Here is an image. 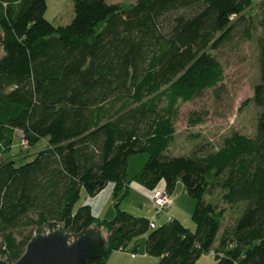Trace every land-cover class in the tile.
Listing matches in <instances>:
<instances>
[{
	"label": "trees",
	"instance_id": "obj_1",
	"mask_svg": "<svg viewBox=\"0 0 264 264\" xmlns=\"http://www.w3.org/2000/svg\"><path fill=\"white\" fill-rule=\"evenodd\" d=\"M45 1L0 0V260L14 264L33 233L62 228L73 241L103 228L104 253L85 264L135 252L142 236L155 264H195L202 254L264 264V0L253 9L250 0H69L62 26L44 19ZM234 35L258 43L253 136L168 154L177 105L222 92L216 53ZM204 119L191 111L185 123ZM16 133L21 149L46 148L17 164ZM139 153L147 160L127 180V158ZM177 182L195 201L193 231L174 219L149 229L117 208L104 222L87 205L74 210L81 190L92 198L111 184L124 196L130 183L148 192L163 184L170 196ZM222 206L232 211L224 227Z\"/></svg>",
	"mask_w": 264,
	"mask_h": 264
},
{
	"label": "rangeland",
	"instance_id": "obj_2",
	"mask_svg": "<svg viewBox=\"0 0 264 264\" xmlns=\"http://www.w3.org/2000/svg\"><path fill=\"white\" fill-rule=\"evenodd\" d=\"M108 1L113 4L132 3V0ZM258 1L259 0H250L251 9L255 7ZM45 6L44 19L51 25L56 24L58 18L68 17L72 13L69 0H46ZM248 13L252 16L255 15V11L250 10ZM1 56L2 52L0 48V57ZM257 56L258 43L256 36H252V41L248 43L243 41L239 35H234L232 42L216 53V58L221 64L223 71V90L216 96L211 93H206L192 103L177 105V113L174 118L175 133L173 141L168 149V154L172 156L188 155L195 147L200 145H207L212 149H216L223 138L233 133L246 137L253 136L256 110L251 103V98L252 88L258 83ZM163 105L164 103L162 106ZM191 111L205 113L204 122L194 127H187L185 123L186 115ZM15 135L11 154L14 162L17 164L24 161H31L37 152L46 148L45 140H39L32 147L21 149L19 134L16 133ZM146 160L147 156L142 153L130 155L126 161V176L130 178L136 175L141 170ZM176 184L177 185H175L170 195V201H174L170 210L167 209L163 213L157 215L152 211L151 215L146 218H151V221L157 226L164 222V216L166 214L171 213L174 214L172 215L173 218H177L176 220H178L185 229L193 231L194 224L191 220V216L195 207V201L186 194L180 182ZM81 193L83 194L82 190ZM81 195L74 204V210L82 205ZM146 195L150 201L151 192ZM140 203L144 206L143 212L148 209L150 210V205L145 200L133 194L125 197L119 203V207L121 209L125 207L129 212L139 214ZM112 205L113 203H111L108 208L112 207ZM222 208L224 212L221 226L224 227L226 222L229 221V214L232 211L229 206H222ZM169 219H165V221ZM143 238L142 236L135 241L136 250L144 247ZM213 263V257L209 254L200 255L195 262V264Z\"/></svg>",
	"mask_w": 264,
	"mask_h": 264
},
{
	"label": "water",
	"instance_id": "obj_3",
	"mask_svg": "<svg viewBox=\"0 0 264 264\" xmlns=\"http://www.w3.org/2000/svg\"><path fill=\"white\" fill-rule=\"evenodd\" d=\"M105 241L98 229H90L71 241L62 228L31 237L14 264H85L104 253ZM0 264H7L0 260Z\"/></svg>",
	"mask_w": 264,
	"mask_h": 264
},
{
	"label": "crops",
	"instance_id": "obj_4",
	"mask_svg": "<svg viewBox=\"0 0 264 264\" xmlns=\"http://www.w3.org/2000/svg\"><path fill=\"white\" fill-rule=\"evenodd\" d=\"M71 18H72V13L68 17L58 18L57 23L52 24V25H54V26L66 25L70 22ZM132 177L133 176L128 178V176H126V179L130 180V179H132ZM162 188H163V184H159L158 187L154 191L162 190ZM126 190L127 191H126V194L124 196H122V193H119L116 196H114L113 186L111 184H109V185L105 186V188L103 190H101L96 196H94L92 198H88L85 196L84 193L83 194L80 193V195L82 194L81 195V198H82L81 204L87 205L90 209L91 216L100 222L110 221L115 215V209L116 208L118 210L124 212V213L131 215L132 217H134L136 219H146V220L151 221V218L150 219L146 218V217L150 216L152 211H153L151 202L149 201V198L146 195L149 192H147L145 189H143L142 187H140L134 183H130L127 186ZM154 191H152L151 194ZM131 194H133L134 196L137 195V196L141 197L142 200H145L150 205L149 206L150 210L151 209L152 210L150 211L148 209L147 211L143 212L144 206L142 203L139 204V208H140V210L138 211L139 214L129 212V210H127L125 207L123 209H121L119 207V203L125 197L131 196ZM173 202L174 201H171V204L168 208L169 210H170L171 206L173 205ZM111 203H113L112 207L108 208ZM166 215L164 216V222H162L161 224L156 226L152 222L154 227L161 226L162 224L166 223L167 221L174 219L172 216L174 214L169 213ZM165 219H169V220L165 221ZM176 219H174V220H176ZM99 231H100V234H101L103 240L106 241L107 232L103 228H100ZM143 240H144V238H143ZM155 263H156V261L153 258L147 256L144 253V247L140 248L139 250H135V252L122 251V250L112 251L107 255L106 260H105V264H155Z\"/></svg>",
	"mask_w": 264,
	"mask_h": 264
},
{
	"label": "built area",
	"instance_id": "obj_5",
	"mask_svg": "<svg viewBox=\"0 0 264 264\" xmlns=\"http://www.w3.org/2000/svg\"><path fill=\"white\" fill-rule=\"evenodd\" d=\"M21 145H25L24 143H21ZM150 202L153 208L154 213L160 214L163 213L165 210L168 209L169 205L171 204L170 196H168L163 190H157L154 191L151 195ZM149 229H154V225L152 221L149 220L148 223ZM53 231V230H51ZM51 231L43 230L42 233H39L40 235H47ZM38 235V234H32V237Z\"/></svg>",
	"mask_w": 264,
	"mask_h": 264
}]
</instances>
